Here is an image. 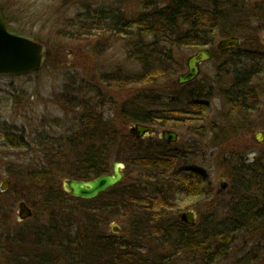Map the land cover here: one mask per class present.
Wrapping results in <instances>:
<instances>
[{"label":"trees","instance_id":"trees-1","mask_svg":"<svg viewBox=\"0 0 264 264\" xmlns=\"http://www.w3.org/2000/svg\"><path fill=\"white\" fill-rule=\"evenodd\" d=\"M70 1L81 9L71 24L75 28L69 33L72 38L96 36L98 30L127 39L132 50L129 55L141 69L124 76L126 83L148 82L180 68L173 47L209 46L214 57L230 53L229 59L236 66H230L231 85L222 89V96L246 107L251 81L264 72V48L255 38V28L264 29V0H140L142 10L132 17L117 5L126 0H110L109 5L98 0ZM0 6L11 23L2 2ZM233 35L259 46L225 51L215 48L217 38ZM175 85L178 92L155 95L153 99L147 94L148 100L131 110L124 109L125 117L147 124L193 128L188 120L205 119L212 86L198 79ZM78 100L81 102L77 105L85 110L80 122L82 132L67 136L68 153L52 154L39 172L30 175L42 194L41 204L49 222L11 234V240L1 247L9 252L8 258L0 264H167V255L158 256L141 245L155 241L160 247L171 244L191 260L189 264H210L214 257L228 251L241 230L252 229L264 218V163L259 158L236 161L231 172L235 192L224 217L206 214L203 221L190 226L178 216L187 206L186 199L210 197L213 192L205 171L189 167L194 143H168L160 137L138 139L120 133L108 119L96 115L91 100ZM116 160L124 162L128 172L136 171V178L130 182L127 172L123 182L95 199L74 197L57 180L58 173L93 179L109 173ZM16 177L13 172L12 178ZM3 193L0 191V200ZM104 194H110L108 203L102 200ZM23 199L36 209L27 197ZM109 205L125 216L120 237L105 230ZM26 241L36 250L24 251L23 246L16 253L15 246L26 245Z\"/></svg>","mask_w":264,"mask_h":264},{"label":"rangeland","instance_id":"rangeland-1","mask_svg":"<svg viewBox=\"0 0 264 264\" xmlns=\"http://www.w3.org/2000/svg\"><path fill=\"white\" fill-rule=\"evenodd\" d=\"M101 1L110 2L98 0L97 3ZM0 2L10 24L20 26V29L32 34L47 47V59L40 71L20 76L0 75V184L4 177L12 178L13 172L18 174V177L12 179L8 189L3 191L0 200V260L4 261L9 252L3 251L1 247L8 243L7 239L11 240V234L17 235V230H28L49 222L48 214L44 213L45 208L41 204L42 194L30 175L39 172L52 154L68 153L70 146L67 145V136L74 137L77 132H82L80 122L85 110L77 105L81 102L78 99L91 100L96 108V115L101 114L108 119L120 133L134 137L129 128L137 121L128 120L124 109H133L147 99V94L153 99L155 95L163 97L171 92H178L175 85L178 84L177 76L187 70L186 60L198 48L173 47L180 68L166 75H158L148 82L126 83L124 80H128L124 76L133 75L141 69L137 60L129 55L132 50L127 39L98 30L94 32L96 36L72 38L69 33L75 28L71 24L81 9L70 0ZM117 3L130 17L142 10L140 0ZM259 27L255 28V38L258 37L262 43L260 47L264 48V29L259 30ZM221 39L219 37L215 42L218 50L217 45ZM246 41L247 39H242L239 45L241 49L259 46L254 41ZM229 54L213 57L201 65L198 80L212 86L205 119L188 120L192 130L183 125L153 124L157 127L155 139L159 138L162 129H173L180 135L179 143H194L191 146H196L189 154V167L203 169L213 185L210 197L186 199L187 206L182 211L193 208L197 213V221H203L206 214L215 213L219 218L226 215V208L235 192L231 172L238 159L247 158L252 161L257 157L264 163V141L258 142L256 139V132L264 131V72L251 81V93L247 97L246 107L232 104L221 93L222 89L230 87L232 81L230 66L233 64ZM235 67L233 65L231 69ZM75 98H78L77 104H74ZM216 127L218 129L214 130ZM125 172H128L127 169ZM136 175V171H129L127 178L131 182ZM65 177L57 174L62 187ZM220 178H224V182L228 184L226 189H222ZM25 197L36 205V209H33L31 217L19 222L17 205ZM109 197L110 194H104L102 200L108 203ZM106 208L109 220L105 230L120 237L125 216L115 207L109 205ZM111 224H117L121 231L114 232ZM158 242L141 245L158 256L167 255V264L190 263L191 260L171 244L163 243V247H160ZM25 244L15 246V252H20L19 249L23 246L24 251L36 250L34 245L27 246V241ZM211 253L213 250H210ZM213 259L210 264H264V218L256 221L252 229L241 230L234 237L228 251Z\"/></svg>","mask_w":264,"mask_h":264},{"label":"water","instance_id":"water-1","mask_svg":"<svg viewBox=\"0 0 264 264\" xmlns=\"http://www.w3.org/2000/svg\"><path fill=\"white\" fill-rule=\"evenodd\" d=\"M241 38L239 36H229L222 38L218 43L219 50H226L233 46H239ZM213 57L210 48L197 50L186 60L188 70L177 76L179 85L195 80L201 72V64ZM47 59V47L44 43L25 32L24 30L10 25L0 7V75L3 76H20L39 71L43 68ZM129 132L137 138H152L156 132L154 125L145 123H134L130 125ZM263 130L256 132V138L259 142L264 141ZM161 138L169 143L179 140V133L173 129H163L160 132ZM126 165L121 161L112 162V171L102 174L90 180L65 178L64 189L71 195L84 198L94 199L101 193L118 185L125 178ZM12 178L6 176L0 184V191H5L10 186ZM222 188H227L224 178H220ZM17 218L22 221L33 214L32 208L25 202L21 201L17 205ZM179 218L186 224L194 226L197 223V213L193 208L179 213ZM114 232L121 231L117 224H111Z\"/></svg>","mask_w":264,"mask_h":264},{"label":"flooded vegetation","instance_id":"flooded-vegetation-1","mask_svg":"<svg viewBox=\"0 0 264 264\" xmlns=\"http://www.w3.org/2000/svg\"><path fill=\"white\" fill-rule=\"evenodd\" d=\"M156 134V133H155ZM160 134V133H159ZM162 140H163V138H162ZM166 141V140H165Z\"/></svg>","mask_w":264,"mask_h":264}]
</instances>
